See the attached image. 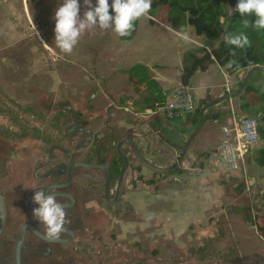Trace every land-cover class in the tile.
<instances>
[{"label": "rangeland", "instance_id": "rangeland-1", "mask_svg": "<svg viewBox=\"0 0 264 264\" xmlns=\"http://www.w3.org/2000/svg\"><path fill=\"white\" fill-rule=\"evenodd\" d=\"M5 1L11 2L14 7L8 10L7 6L2 5L1 9L5 8L6 10L5 12L3 11V14L9 17L10 22L21 25L23 29L20 31L23 34L18 31L17 35L28 40L27 43L30 49L37 53L36 57L32 56L29 62L32 68L25 71L28 73L34 69L39 71L33 72V76L28 81L26 80V85L25 80L20 79L22 81L20 84L23 83L24 85H19L20 90H23L20 93L21 98V96L11 90V85L8 83V71L11 62L9 60H0V131H10L4 127L5 117H10V119L17 118L14 117L15 113L18 116L26 117L27 114L24 111L27 112L29 104L32 103L31 101L40 97L43 90L50 95L45 99L47 100L45 101L46 104L48 102L60 105H76L77 102L88 104V96L91 91L100 93L102 87H106V84L109 86L108 82L114 80L116 83H112V88H114L112 90L119 94L116 104L110 107L109 114H105V117L101 118L100 121L95 122L91 119L89 121L90 128L99 132L112 129L115 133H118L123 128L121 127L123 122L138 123L146 137L144 141L147 144L144 150L145 160H149L153 165L161 168L168 167L177 160L187 140V136H181L180 138L179 134L185 130L186 126H189L188 130L191 129V126L184 123L183 119H174L175 129L164 126L165 130L162 134L157 132L158 127L164 124L163 119L165 117L145 112V98L149 95V91L143 87L135 90L134 86L125 81L127 69L135 65L137 59L146 60L149 58L146 53L149 52L151 54V49L136 53L134 48L125 45L111 29L102 30L99 27H95L86 30L78 41L80 49H91L95 53L98 52L96 56L95 53L93 54L100 61L102 60L101 57H103L100 53L106 51L102 50L99 52L102 47L110 50L112 45H114L116 48L115 52H118V47L123 49V62H114L115 70H112L113 66L110 65V62H107L106 67L110 77L105 78L107 80L105 82L101 75L95 76L96 73L91 69L89 60L80 58V55L73 51L64 53L56 46L54 39L55 20L53 16L61 0H41L39 2L32 0ZM93 3H95V0H93ZM80 4V14L82 16L86 6L83 4V0H80ZM226 10L227 14L229 8L226 7ZM146 17L141 16L139 18L141 25L147 22ZM46 19L50 25L48 29L45 28L46 26L43 22ZM159 21L162 20L160 19ZM154 29L157 32L156 35L152 36L154 42L164 40V44L157 50L160 54H163L162 59L158 63H163L164 65L173 63L176 50L185 48L186 50L193 49L198 53L201 52V46H199L201 43H196L191 38L189 40L187 38L181 39L178 35L175 36L163 27L162 24H159V27ZM188 29L192 31L193 27L188 25ZM188 32L185 34L187 35ZM95 33H104V35L98 36ZM192 36L195 39L205 40L204 35L199 36L193 32ZM222 36L223 28L220 30L219 39ZM105 41L108 42L104 43ZM178 44L182 48L179 49L177 47ZM15 46L17 48L23 47L22 43L15 44ZM0 54H3V52L1 51ZM38 58L40 59L38 60ZM40 64L46 67L43 72L39 69ZM20 70V68L17 70V75L19 76V73L23 71ZM206 74L207 81L212 84V89L216 91H219L221 83L225 82L226 84V80L231 84L233 83L234 86L237 84L236 76L228 77L225 80L222 74L215 70H211ZM39 76H41L42 80ZM39 79L45 83H42ZM65 80L70 83V88L65 87ZM53 81L55 84L53 87L56 91L49 92L48 89L51 90L52 88L49 85H52ZM82 86L86 90L87 96L85 94L78 95L74 92ZM61 92L64 93L62 94ZM223 93H225L224 90ZM229 93L227 92L224 95ZM56 96H58L57 101H53ZM34 105H32L33 110H40L36 104ZM234 110L237 115H246L238 109V104L234 106ZM231 112L222 122H212V120L206 119L208 123L202 124L200 130L194 135L193 140L187 147L182 161L177 165L181 172H183V168H186L185 170L188 169L187 171L197 176L194 177L192 184L186 178L182 180L176 179L175 175L178 174L176 170L168 175L160 176L158 172H153L145 166L142 167L143 174L147 177L149 176L148 178H152L154 183L148 186L143 184L133 190L131 184L128 181L126 182L121 202L122 217L128 221L136 219L138 215V219L141 221L142 245L145 247L143 252L139 253L142 258V264H264V237L257 232L255 225L245 220L246 212L250 213L256 223L261 221L264 216V167L259 166L253 159L257 155V151L248 156L246 180L241 172H230L223 168L214 167L210 160L203 157L201 153L218 144V138L221 136V126L231 118ZM52 114V110H46L45 116L49 117ZM108 115L112 116V120H109ZM104 120L108 122V127L103 125ZM157 120H161V123L157 124L156 129L154 123ZM14 121L17 122L16 120ZM151 127L153 129H150ZM262 146H264V141H259L256 149ZM201 160L202 166H199ZM201 167L208 172L206 174L202 172L205 177L204 181L203 177L200 178V175L198 176V172H201L199 170ZM184 175L186 176V174ZM188 191L192 193L191 196L190 194V197L184 196ZM156 192H160L161 196L165 198L161 201L156 199L152 202L153 205L146 203L147 208L144 211L142 208H138L137 205L129 204L125 199V195L131 193L136 197L144 194L145 200H149ZM174 192L178 196L173 197L172 194ZM146 210L149 212L148 214H145ZM158 211H161L165 218L168 216L172 217V215L174 217L180 215V213H185V217L183 220L170 219L171 221L164 220L161 216L159 219L155 216ZM140 215L144 218L142 219ZM149 224L158 225L156 227H148ZM121 226L124 231L135 225L125 222ZM179 230H182V232L177 236L176 233ZM131 244V239H129L128 246ZM199 247H202L203 250L195 252ZM149 248L155 251L151 252L148 250ZM129 254L128 252L127 258L130 260ZM128 264H132V261H129Z\"/></svg>", "mask_w": 264, "mask_h": 264}, {"label": "flooded vegetation", "instance_id": "flooded-vegetation-1", "mask_svg": "<svg viewBox=\"0 0 264 264\" xmlns=\"http://www.w3.org/2000/svg\"><path fill=\"white\" fill-rule=\"evenodd\" d=\"M42 92L26 117H5L10 131H0V264H142L141 221L124 220L121 210L126 182L137 189L143 167L127 139L142 152L130 136L93 131L87 110L46 104ZM38 190L53 191L64 206L69 223L58 240H44L33 216ZM125 222L135 226L123 231Z\"/></svg>", "mask_w": 264, "mask_h": 264}, {"label": "trees", "instance_id": "trees-1", "mask_svg": "<svg viewBox=\"0 0 264 264\" xmlns=\"http://www.w3.org/2000/svg\"><path fill=\"white\" fill-rule=\"evenodd\" d=\"M109 3L111 4V0H109ZM226 7L229 8L227 14ZM148 16L153 22L161 19L163 23L176 31H183L187 25H190L196 35L205 36L200 53L193 49L186 50L183 53L180 75L182 84H188L190 78L196 72L205 71L210 63L216 62L227 75L237 77L236 89L242 84L246 73L251 68L255 66L264 67V29H256L252 26V23L256 20L254 13L242 16L238 11H232L228 5V0H152ZM245 20L249 21L247 26H245ZM136 28L137 20L134 21L131 34L123 37L119 36L120 40L124 43L129 42ZM221 28H223V36L219 39ZM241 33L247 35L250 42L244 48H236L227 44L224 40V36L227 34L238 35ZM127 83L134 86L135 90L143 87L149 91V95L145 98L144 108L151 107L155 102L164 100L162 89L156 80L149 75L148 67L143 64L138 63L128 69ZM232 97H236L238 109L244 112L245 116L257 117L259 120V140L264 141V69L252 71L242 89ZM213 100L209 95L198 99L195 109L186 115L187 122L189 121L191 125L187 138L199 123L201 108ZM218 104L204 111L203 123L206 119L222 122L230 114L229 98ZM14 117L20 116L15 113ZM215 149L216 146H212L209 150L201 153L203 157L208 158ZM254 151H257V155L253 159L259 166L264 167V146L255 148L250 154ZM199 166H202V160L199 162ZM174 170L181 173V169L177 166L168 172L158 173L160 176H165L173 173ZM140 179L141 184L150 185L154 183L152 178H148L143 174ZM133 184L136 185L135 181ZM245 220L255 225L257 232L264 237V216L261 221L256 223L250 213L246 212ZM201 250H203L202 247H199L195 252Z\"/></svg>", "mask_w": 264, "mask_h": 264}, {"label": "crops", "instance_id": "crops-1", "mask_svg": "<svg viewBox=\"0 0 264 264\" xmlns=\"http://www.w3.org/2000/svg\"><path fill=\"white\" fill-rule=\"evenodd\" d=\"M32 1H36V2L38 1L39 2L41 0H32ZM2 5H4L5 7L7 6L6 8H8V10L9 9L11 10L12 7H14V6H12L11 2H7L5 0L4 1L0 0V52L1 51L3 52V54H0L1 55V59L0 60L1 61L9 60L11 62L10 67L8 66L9 67L8 83H10V85H11V90H13L17 95L21 96L20 93H22L23 90H20L21 88L19 87V85L20 86H24V85H23V83L20 84L22 82L20 79L25 80V85H26V80L28 81V79L33 76L32 75L33 72H36V70L39 71L38 69H34V70H31L30 73L27 72L28 70H30L32 68V66L29 63L30 60L32 59V56L36 57L37 53L34 52L32 49H30V47H29V45L27 43L28 40H26V39L22 38L21 36L17 35L18 31H20V30L22 31L23 28L19 24H15L14 22H10L9 17H7L6 14H3V11L5 12L6 10H5V8L1 9ZM146 16H147L146 17L147 22H144L143 25H141L140 20L137 19L136 31L133 34L132 39L129 42H126L125 45H127V46L129 45L132 48H134L136 53H140V52H142L144 50H150L151 49V54L149 52L146 53L147 55H149V58H147L146 60L137 59L136 64L140 63V64H143V65L148 67L149 75L153 79L156 80V82L158 83L159 87L162 89L163 95H164V100H165L168 97L169 92L175 86H177L179 83H181L180 75H181V67H182V57H183V53L186 51V49L184 48L183 50L182 49L181 50H176L175 51V55L173 57L175 59V61L173 63H171L170 65H164L163 63H158V61L162 59L163 54L162 53L160 54L157 50H158L159 47H161L164 44V40H162V41H158L157 40L156 42H154L152 36L157 34V32H156V30L154 28L159 27V24H162L163 27L168 29L175 36L178 35L181 39L187 38L188 40H189V38H191L196 43H198V42L201 43L199 46L203 45L204 41H202L200 39L193 38L192 33L194 32V30L192 29V31H190L188 29V25L185 28V32L176 31V30L172 29L169 25L163 23V21H159L158 20L157 22H153V21L150 20L148 14ZM46 20L43 21V22L45 23V26H46L45 28L48 29L50 27V25H49V21L48 20L46 21ZM186 32H188L187 35L185 34ZM95 34H97L98 36L101 35V34L104 35V33H95ZM106 42H108V41H105L104 43H106ZM21 43H22L23 47L17 48L15 46V44H21ZM96 43H97V41H96ZM179 44H178L177 47H179V49H180L182 47ZM115 49L116 48H115L114 45H112L110 50H107L106 47H104V49H103V47H102L99 52H101L102 50L103 51L106 50V51L100 53V54L103 55V57H101L102 58L101 61L99 59H97V57H94L93 53H95V52H93L91 49L81 50L79 43L76 44V46L73 48L72 51L74 53L80 55V58H84V59L89 60V62H90L89 64L91 66V69L94 71V73H96L95 76L101 75L103 77V80H105V78H109L110 77V76H108L109 71H108V69L106 67L107 62H110L111 66H113L114 62H118V61L120 63L123 62V49L121 47H118V52H115ZM116 53H118V54H116ZM96 54H98V52L95 53V56H96ZM39 59L40 58H38V60ZM156 60H157V62H156ZM12 68H14V69H12ZM18 68L21 69L20 71L23 70L21 73H19L22 78L19 75H17ZM113 68H114V66H113ZM113 68H112V70H115V68L114 69ZM39 69L41 70V72H43V70H45L46 67L43 66L42 64H40ZM128 69H127V75L125 77V81L126 82H127V77H128ZM25 70H27V71H25ZM211 70H215L216 72H219L220 74H222V76H223V78H225V80L228 79V77H233L234 76V75H227L224 72L223 68L220 67L216 62L210 63V65L208 66V68L205 71L196 72L190 78L189 83H188V85L191 87V89L193 91V94L195 95L196 101L198 99H200V98H204L207 95H209L211 98L216 100V99L220 98L221 96H223L225 93H227L225 91V89H224L225 82L221 83L219 85V86H221L219 91H216V90L212 89L213 88V87H211L212 84L207 81V74H206L207 72H209ZM106 81L107 80H105V82ZM41 82L45 83L43 81H41ZM112 83L115 84L116 82L114 80L109 81L108 82L109 86H107V84H106V87H102L100 89V93H98L97 91H91L89 93V96H88V98H89V101H88L89 103L88 104L77 102V104L74 105V106L79 108V109H81L82 111H86L87 110V112L89 113L88 116L92 120H94L95 122L100 121L101 118L105 117V114H107V113L109 114V112L111 110L110 107L112 105L116 104V100L119 97L118 96L119 94H116L113 91L114 88H112V86H113ZM226 83H228L229 86H230L229 92H232L235 89L234 84L233 83L231 84L227 80H226ZM69 84L70 83L65 80V87L70 88ZM54 85L55 84H54V81H53V84L49 85V87H52L51 90L48 89L49 92L56 91L55 88L53 87ZM223 90H224L225 93H223ZM74 92L77 93L78 95L85 94L87 96V92L83 88V86L77 88ZM61 93L63 94L64 92H61ZM57 97L58 96H56V98H53V101H57L56 100ZM21 98H22V96H21ZM236 101H237L236 97H231L229 99V103H230L229 108H231V111H233V112L235 111L234 110V106L237 105ZM157 102H160V101H157ZM235 102H236V104H235ZM108 116H109V120H112V116L111 115H108ZM180 119H183L184 123H186L187 125H190V122L189 121L187 122L186 116L183 117V118H180ZM163 120H164V122H163L164 124L161 125L160 127H158L157 132H160V134H162V132H164V130H165L164 126L166 128H171L172 127V128L175 129L176 124H174V119L172 120V119L165 118ZM160 121L157 120L154 123V126H155L156 129H157V126L159 125L158 123ZM212 122H216V121H212ZM206 123H208V122L205 121L203 124L205 125ZM212 124H214V123H212ZM122 125L123 126H121V127H123V128H122L121 131L118 132V134L121 135V136H127V137L130 136V137H132L134 139V142L138 146L139 150L142 152V156L144 157V150H145V146L147 145L144 142L146 140V137H145V135L143 133V130H141L140 126H138L139 124L138 123H134V122H130V121H125V122L122 123ZM147 126H148V124H147ZM150 129H153V128L151 127ZM188 129H189V126H186L185 130L180 132V134H179L180 136L179 137L180 138H181V136L186 137L188 135V131H189ZM221 140H222V133H221V136L218 138L219 142ZM146 161L151 163V161H149V160H146ZM183 169H184L183 172L177 174V175H180V176L175 175L176 176L175 178L176 179H180V180H182L183 178H186V179H188L187 181H189L192 184L194 177H197V176L192 174V173H190L189 171H187L188 169L187 170H185L186 168H183ZM199 170H201V172H198V176L200 175L199 176L200 178L203 177V181H204L205 177L202 175V172H204L203 174H206L208 172H207V170H204V168H202V167ZM152 171L156 172L154 170H152ZM142 174H143V172H142ZM184 174H186V176ZM143 175H145V174H143ZM143 184L144 183H142L141 185H143ZM144 185L148 186L147 184H144ZM190 190H192V189H190ZM189 194L191 196L192 193H190V191H188V193H185L184 196L190 197ZM172 196L175 197V196H178V194L176 192H174V194H172ZM151 197L152 198H150L149 200H145V195L144 194H141L138 197L133 196V194H131V193H129V194L127 193L125 195V199H126V201L129 204L131 203L132 205H137L138 208H142L143 211L147 208L146 207L147 204L148 205H153L152 202L155 201L156 199L161 201L162 199L165 198V197L161 196L160 192L154 193L153 196H151ZM159 201H158V204H159ZM148 213L149 212L146 210L145 214H148ZM161 214H162V212L158 211L156 213V215H155L156 218L160 219V216H161V218L163 217L164 220L171 221L172 219L183 220L184 217H185V215H184L185 213L184 214L180 213V215H176L174 217H173V215H172V217L168 216L166 218L163 216V214L162 215ZM151 215H152V217H154L153 214H151ZM140 217L142 219L144 218L142 215H140ZM131 225H133V224H131ZM151 225L149 224L148 227H156L158 224H151ZM132 227H134V226H132ZM181 232H182V230H179V232L176 233L177 236H179ZM144 248L145 247L142 246L141 253L143 252ZM146 249H147V246H146ZM148 250L151 251V252L155 251V250H153L151 248H149Z\"/></svg>", "mask_w": 264, "mask_h": 264}, {"label": "clouds", "instance_id": "clouds-1", "mask_svg": "<svg viewBox=\"0 0 264 264\" xmlns=\"http://www.w3.org/2000/svg\"><path fill=\"white\" fill-rule=\"evenodd\" d=\"M83 4L86 8L82 16L80 0H61L54 12V39L56 46L64 53H71L81 35L95 27L111 29L121 37L130 35L134 21L150 12L152 0H111V4L109 0H95V3L93 0H83ZM235 11L242 16L254 13L256 20L252 26L264 29V0H238ZM244 23L247 26L249 21L245 20ZM224 40L236 48H244L250 43L243 33L227 34ZM32 200L38 205L33 208V216L44 226L42 238L46 241L58 240L69 223L65 218L64 206L57 202L51 190L47 193L44 190L36 191Z\"/></svg>", "mask_w": 264, "mask_h": 264}, {"label": "built area", "instance_id": "built-area-1", "mask_svg": "<svg viewBox=\"0 0 264 264\" xmlns=\"http://www.w3.org/2000/svg\"><path fill=\"white\" fill-rule=\"evenodd\" d=\"M229 92V84L224 85ZM196 106L195 95L188 84L179 83L168 97L145 108L146 113L168 119H180L192 112ZM259 120L255 116H240L231 112V118L221 126L222 140L208 157L214 167L230 172H241L246 180V163L250 154L259 144Z\"/></svg>", "mask_w": 264, "mask_h": 264}, {"label": "water", "instance_id": "water-1", "mask_svg": "<svg viewBox=\"0 0 264 264\" xmlns=\"http://www.w3.org/2000/svg\"><path fill=\"white\" fill-rule=\"evenodd\" d=\"M238 3V0H228V5L229 7L231 8V10L233 9V11H235L236 9V5ZM255 69H264V67L262 66H255L253 68H251L245 75L244 77V80L242 82V84L237 87L235 90H233L232 92H230L229 94H226L224 96H221L220 98L216 99V100H213L209 103H207L206 105H204L201 110H200V114H199V123L197 125V127L195 128V130H193V132L189 135V137L187 138L184 146H183V149H182V152L180 154V156L177 158V160L172 163L170 166L168 167H165V168H161V167H157V166H154V165H151L149 162H147L144 158H142L139 153L135 150L134 148V145H133V142L130 140V139H127V141L131 144L132 146V149L134 151V153L138 156L139 160L141 161V163L150 168L151 170H154L156 172H168L170 171L171 169H173L175 166H177L181 161H182V158L187 150V147L189 146L191 140L193 139L194 135L200 130L202 124H203V114H204V111L213 106V105H216L218 103H220L221 101H224L228 98H231L233 95L237 94L243 87V85L246 83V81L248 80V77L249 75L251 74L252 71H254ZM124 159H125V164L121 170V173H120V179L122 178V175L124 173V171L126 170L127 166H128V158L127 156L124 155ZM107 174V173H106ZM107 186H108V177H107ZM118 195V194H117Z\"/></svg>", "mask_w": 264, "mask_h": 264}]
</instances>
